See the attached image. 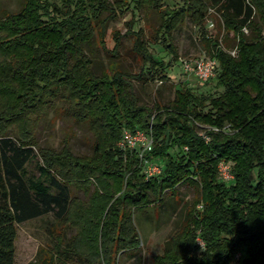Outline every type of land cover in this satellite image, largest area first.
Masks as SVG:
<instances>
[{
  "label": "trees",
  "instance_id": "16d2710c",
  "mask_svg": "<svg viewBox=\"0 0 264 264\" xmlns=\"http://www.w3.org/2000/svg\"><path fill=\"white\" fill-rule=\"evenodd\" d=\"M118 1L158 15L150 39L161 38L175 58L171 33L189 18L200 31L203 49L217 59L213 78L221 92L211 96L180 87L171 100L142 103L132 79H167L170 64L153 56L142 30H132L134 22L128 29L140 71L112 64L95 73L86 47L98 36L103 40L108 21L117 16ZM212 12L217 32L211 36L204 24ZM262 30L264 0H181L177 6L164 0H23L16 11H3L0 264H13L16 225L46 214L54 218L47 245L51 261L110 264L114 246L119 256L139 246L134 212L161 207L165 197L176 199L181 183L193 186L197 196L163 251L152 256L154 264H264ZM229 38L233 45L236 41L235 56L222 46ZM118 45L116 38L114 55ZM56 96L67 102L76 121L87 124L93 135L90 154L37 144L36 118ZM125 129L151 136L145 157L161 166L159 173L146 178L138 149L117 147ZM31 161L36 173L27 169ZM221 161L230 165V180L220 179ZM96 180L103 182L102 194L95 190L80 208L79 236L94 252L85 255L54 228L70 212L72 181L85 188ZM27 264L40 263L34 259Z\"/></svg>",
  "mask_w": 264,
  "mask_h": 264
},
{
  "label": "rangeland",
  "instance_id": "374dc122",
  "mask_svg": "<svg viewBox=\"0 0 264 264\" xmlns=\"http://www.w3.org/2000/svg\"><path fill=\"white\" fill-rule=\"evenodd\" d=\"M164 1L169 6H177L181 3V0ZM22 2L23 0H0V15L3 11H16ZM114 6H116L117 16L108 21L102 35L103 40L99 42L101 39L98 36L90 46L86 47V52L92 59V67L95 73L108 70L112 64H117L119 69L130 73L137 74L140 71L142 62L132 48L134 36L128 29L129 23L134 22L132 30H142L144 41L153 56L170 64L165 70L167 79H161L158 76L145 81L132 79L134 91L142 103L152 106L155 102L163 103L171 100L174 97L175 90L180 87L192 86L197 94L211 96L221 92L222 88L215 86L214 78L198 85V81L188 78L182 71L181 58L194 57L202 53L211 55L203 49L200 41V31L189 18H186L171 33L170 42L176 54L175 58L170 49L160 41L161 38L157 42L150 39L152 29L159 23L158 15L155 13L144 14L143 11L134 8L130 2L123 4L118 1V3H114ZM216 19L217 17L213 12L205 19L204 26L208 35L212 36L217 32ZM222 33L223 31L219 35V40L224 37ZM116 38L119 40V45L117 48L118 53L114 55L112 49ZM233 43L234 40L229 38L222 41V46L228 51ZM51 104L36 118L35 139L37 144L41 147L55 149L66 145L74 154H90L93 135L87 124L76 121L69 114L67 102L62 100V97L56 96ZM199 132L203 133V130L200 129ZM116 145L119 146V140ZM128 149L131 150V148ZM145 152H143L144 155ZM27 169L30 173H36L35 161H31L27 165ZM72 182L69 190L72 196L70 212L65 220L55 223L54 229L63 234L68 240L77 243L80 251L85 255H91L94 253L93 246L86 241H82L79 236L80 208L88 205L95 190H97V193L102 194L103 182L96 180L93 184L87 183L85 188L79 187L75 181ZM176 190L177 198L165 197L163 206L155 205L146 210L134 212L135 225L140 238L139 246L136 249L124 251L120 256L119 253L114 252V246L111 251L113 257L110 264H154L152 256L163 251L165 242L179 227L185 208H190L192 201L197 196V190L186 183L179 184ZM53 221V216L46 214L16 225L13 264H27L34 259H37V263L40 264L43 262L73 264V262L63 263L56 259L54 261L50 260L47 245L52 242V235L49 230L51 227L53 228ZM198 242L200 245L202 244L200 239H198ZM238 256H241L240 252L236 254L235 259ZM93 257L95 256L93 255ZM232 264L237 263L233 261Z\"/></svg>",
  "mask_w": 264,
  "mask_h": 264
},
{
  "label": "built area",
  "instance_id": "2783aa9c",
  "mask_svg": "<svg viewBox=\"0 0 264 264\" xmlns=\"http://www.w3.org/2000/svg\"><path fill=\"white\" fill-rule=\"evenodd\" d=\"M242 31L248 33V28L243 26ZM261 34L264 35V30L261 31ZM237 49L235 41V44L228 48V52L235 56L237 54ZM180 63L183 73L186 74L188 78L195 79L200 83L213 78L216 73L217 59L212 55L202 53L194 57H185L180 59ZM227 127L228 126H225V128ZM214 129L216 130L217 128ZM151 143V136L141 129L123 130L122 137L119 141V146L122 148L138 149V155L143 165V172L147 178L159 173L161 170L159 164L150 161L143 154L144 151L149 149ZM218 170L220 179H223L224 181L230 180L233 177L230 172V165L227 162L221 161L218 164Z\"/></svg>",
  "mask_w": 264,
  "mask_h": 264
}]
</instances>
